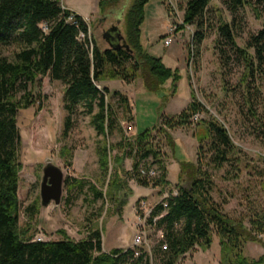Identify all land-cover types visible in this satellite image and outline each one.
<instances>
[{"label":"trees","instance_id":"trees-1","mask_svg":"<svg viewBox=\"0 0 264 264\" xmlns=\"http://www.w3.org/2000/svg\"><path fill=\"white\" fill-rule=\"evenodd\" d=\"M147 1L133 0L125 11L122 19L124 46L100 49L89 36L86 23L78 15L62 9L59 0H0V48L13 47L9 57L0 52V264H147L144 254L134 258L127 249L113 248L104 253L100 233L95 227H88L85 237L77 241L64 236L57 240H32L17 226L16 197L20 169L16 115L39 100L40 96L32 93V89L39 85L42 77L47 76L64 86L62 101L67 116L63 121L62 136H66L71 128L70 114L76 106L81 105L89 117L94 133L101 137L95 145V153L98 169L103 174L107 171L110 150L106 137L117 124L116 110L125 115L127 123L132 117L125 96L113 91L116 106L112 108L105 100L107 89L98 88L97 84L105 80L131 84L139 78L148 92H157L166 82L174 87L179 78L177 71L164 66L159 58L140 51L139 26ZM117 2L97 0V7L101 12ZM210 2L184 0L182 27H195L191 44L198 45L203 38L204 15ZM220 3L231 17L226 22L218 15L215 43H223L224 48L231 49L240 58L244 103L250 115L255 116L257 106H254L253 99L257 88L254 82L264 77V23L248 37L244 48L236 47L232 28L233 18L240 8L247 6L255 12L256 5L264 6V0H220ZM70 15L73 22L67 20ZM190 97L177 114H161L155 128L133 137H126L122 131L115 145L121 154L115 161L122 162V157L131 161L130 170L122 178L126 176L128 182L132 181L140 188H166L170 184L166 183L163 161L151 133L161 134L167 148L174 153V143L167 131L190 126L198 129V133L193 134L197 143L196 162L178 161L177 180L185 181L186 185H173L176 194L169 196L164 206L162 203L155 205L148 219L151 224L152 219L159 216L153 228L161 232L160 241L151 249L152 259L159 264H175L194 247L207 250L211 237L215 236L218 264H264V254L257 260H248L242 252L246 241L258 242L264 247L260 240L264 239V208L248 216V227L245 228L240 219L225 215L212 202L209 195L212 183L209 174L200 166L201 155L203 165L219 169L232 159L233 145L221 124L200 118L205 110L192 95ZM60 156L70 157L64 148ZM152 165L156 166L158 173L149 177L147 171ZM64 181L67 182V178ZM124 182V179H112L107 188L112 194L118 193ZM74 183L81 188L79 183ZM89 188L92 201L102 197L93 186ZM261 189L264 192V183H261ZM120 196L122 199L125 194ZM31 208L35 210L37 207L33 205Z\"/></svg>","mask_w":264,"mask_h":264},{"label":"rangeland","instance_id":"rangeland-1","mask_svg":"<svg viewBox=\"0 0 264 264\" xmlns=\"http://www.w3.org/2000/svg\"><path fill=\"white\" fill-rule=\"evenodd\" d=\"M132 1L118 0L114 6L101 12L97 0H59V4L64 10L87 18L89 36L100 49H104L108 45L102 33L108 27L115 26L124 39L122 19ZM183 5L184 0H148L143 6L139 26L141 53L159 58L164 66L177 71L179 78L174 82V87L166 82L157 92H148L139 78L129 85L119 80H105L97 85L98 88L107 89L105 100L112 108L116 106L112 96L114 89L127 94L132 117V121L128 122H133L134 134L155 128L163 111L175 115L186 106L192 95L205 110L200 118L221 124L233 145L232 159L219 169L203 165L201 155L200 166L209 174L212 183L209 193L211 200L222 213L240 219L247 228L248 216L264 208V192L261 189V183H264V77L254 82L257 92L253 103L257 107L255 116H251L244 103L240 58L231 49L224 48L223 43H215L218 15L226 22L230 21L231 16L220 0H211L204 15L206 27L203 38L198 45H194L191 44V37L195 27H182ZM256 6L255 12L243 6L233 18L232 30L238 48H244L248 37L264 23V6ZM166 38L170 39V43L163 45ZM0 52L9 57L13 47H2ZM63 91L64 86L60 82L42 77L39 85L32 89V93L40 96L39 100L19 110L16 115L20 137L17 226L32 240L40 238L41 241L57 240L63 236L77 241L85 237L88 227H95L100 233L104 253L115 247L125 249L134 232L135 200L150 199L154 195L148 188L142 189L129 183L126 176L122 178L131 165L128 158L122 157V162L115 161L121 157L115 145L123 134V125L127 120L120 110H116L117 124L106 137L110 150L107 171L103 174L98 169L95 153V145L101 141V137L94 133L81 105L72 110L71 128L66 136L61 135L67 116L62 101ZM167 133L174 143V153L167 148L161 134L151 133L163 161L166 183L185 186V181L177 180L178 161L196 162L197 143L193 134H197L198 129L180 127ZM63 148L69 153V158L60 156ZM46 159L60 169L63 180L58 204L54 206L50 202L46 207H41L39 183ZM156 173L157 169L151 168V176ZM112 179H124L120 192L112 194L108 190L107 183ZM90 186L100 191L102 197L92 201ZM121 194H125L122 199ZM33 205L37 207L35 210L31 208ZM260 240L264 243V239ZM242 252L248 260H257L264 254V247L258 242L246 241L242 245ZM175 264H218L217 239L212 236L207 250L194 247Z\"/></svg>","mask_w":264,"mask_h":264},{"label":"built area","instance_id":"built-area-1","mask_svg":"<svg viewBox=\"0 0 264 264\" xmlns=\"http://www.w3.org/2000/svg\"><path fill=\"white\" fill-rule=\"evenodd\" d=\"M63 9V8H62ZM73 13V12H72ZM69 22H73L72 16H68L67 19ZM82 21L86 22V27L88 29L87 18ZM170 43V39L166 38L163 41V45H168ZM123 132L125 136L130 137L133 135V123H125L123 125ZM151 168H156L155 165H152ZM130 170L129 169L127 171ZM143 174V172H141ZM147 176L150 177V170L147 171ZM129 183L133 184L132 181ZM136 186V185H134ZM147 189V188H146ZM148 190L154 192V195L151 196L150 199L138 198L134 202L133 206V229L134 232L131 236L130 244L127 250H130L132 256L137 258L141 254H144L147 257V264H159L158 262L152 259L151 249L155 243H158L161 239V232L159 230H155L153 228V223L158 217H154L152 219L151 224H148V219L150 217L151 211L153 207L159 203H162L164 206L165 200L169 196H174L176 194V188L173 185L167 186L166 188L161 187H148ZM34 241H41L40 238H35ZM124 249V248H123ZM161 249H165V247H161Z\"/></svg>","mask_w":264,"mask_h":264},{"label":"water","instance_id":"water-1","mask_svg":"<svg viewBox=\"0 0 264 264\" xmlns=\"http://www.w3.org/2000/svg\"><path fill=\"white\" fill-rule=\"evenodd\" d=\"M116 30V28H114ZM108 47L119 48L124 46L122 42V37L119 33L116 34L114 43L107 40L102 36ZM120 42V44L118 43ZM62 172L60 169L51 164L50 159H46L44 166L42 168V175L39 183V205L41 207H46L50 202L56 206L59 202L61 195V185H62Z\"/></svg>","mask_w":264,"mask_h":264},{"label":"flooded vegetation","instance_id":"flooded-vegetation-1","mask_svg":"<svg viewBox=\"0 0 264 264\" xmlns=\"http://www.w3.org/2000/svg\"><path fill=\"white\" fill-rule=\"evenodd\" d=\"M115 26H110L107 29H105L102 33V36H104L105 39L107 40H112L111 43H114L115 38H116V34L118 33V30L114 29ZM120 44V42H118Z\"/></svg>","mask_w":264,"mask_h":264},{"label":"crops","instance_id":"crops-1","mask_svg":"<svg viewBox=\"0 0 264 264\" xmlns=\"http://www.w3.org/2000/svg\"><path fill=\"white\" fill-rule=\"evenodd\" d=\"M73 13H75L74 11H73ZM76 15H78V16H80V17H82V18H84L81 14H78V13H75ZM85 22V21H84ZM120 82V81H119ZM120 83H122V82H120ZM133 83V82H132ZM122 84H124V83H122ZM127 85H129V84H127ZM114 90H116L117 92H119L120 94H122L123 96H125L126 97V99H127V101L129 102V104L131 105V103H130V100H129V98H128V96H127V94L124 92V91H122V90H117V89H114ZM113 90V91H114ZM178 113V112H177ZM176 113V114H177ZM162 114H164V115H172V114H174V113H171V112H167V111H163L162 112ZM142 189H144V188H142ZM116 248V247H115Z\"/></svg>","mask_w":264,"mask_h":264},{"label":"bare ground","instance_id":"bare-ground-1","mask_svg":"<svg viewBox=\"0 0 264 264\" xmlns=\"http://www.w3.org/2000/svg\"><path fill=\"white\" fill-rule=\"evenodd\" d=\"M150 177H152V176H151V168H150Z\"/></svg>","mask_w":264,"mask_h":264}]
</instances>
